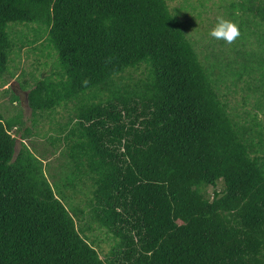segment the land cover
Instances as JSON below:
<instances>
[{"label": "trees", "instance_id": "obj_1", "mask_svg": "<svg viewBox=\"0 0 264 264\" xmlns=\"http://www.w3.org/2000/svg\"><path fill=\"white\" fill-rule=\"evenodd\" d=\"M217 1L0 0V264H264V0Z\"/></svg>", "mask_w": 264, "mask_h": 264}, {"label": "rangeland", "instance_id": "obj_2", "mask_svg": "<svg viewBox=\"0 0 264 264\" xmlns=\"http://www.w3.org/2000/svg\"><path fill=\"white\" fill-rule=\"evenodd\" d=\"M180 1L181 2L182 1H189L190 3L192 1V3H194V6L195 5H201L202 3L207 2V0H191V1L190 0H178V1H171L170 0L171 8L174 9L178 5V2H180ZM217 2H227L229 4H234L235 2L238 3L239 0H219ZM190 13H191V11L186 12V14H190ZM192 18H193V20H191V24H186L189 31L191 30V27H192L193 30L195 31V33L201 34V31H200V28L199 27L205 26V29H204L205 32H209L210 27L212 26V24H209L204 19L201 20L200 19V15H198V16H195L194 15V17H192ZM207 20L208 21H211V17H207ZM17 29H20L21 30V28H17ZM31 61H32V57H30V59H26V57L23 56V58L21 59V62L22 63H25L26 71H28L30 69ZM11 84H14L17 87V83H16L15 80H11L10 81V85ZM8 87H9V85L7 87H5L4 89H6ZM242 87H243V83L242 84H239L236 88H232L231 93L229 95V103H231L232 106H234L235 108H237L239 110L249 109L250 111H252L253 108H254L253 106H251V105L248 104L249 106L248 107H245L244 104H243V98L245 97V90H243ZM16 89H18V88H16ZM223 91L227 93L226 90H223ZM1 92H2V89L0 88V93ZM11 94H10V97L12 96ZM20 94L21 93H19V95ZM21 95L23 97V101L25 102V115H26V118L28 120L31 117V111L29 110V108H28V106L26 104L28 92L22 93ZM2 99L4 100V98H2ZM7 106H9V104L3 105L4 108H6ZM7 112L11 115V113L13 114L15 112V108L14 109H11L10 107H8L7 108ZM260 119L262 121H264V116H262ZM29 125H30V123H29ZM13 135H16V134H13ZM46 146H48V143L45 140H43V141L41 140V148L44 149V148H46ZM102 250L103 251H107L108 250V245L107 244H104Z\"/></svg>", "mask_w": 264, "mask_h": 264}, {"label": "clouds", "instance_id": "obj_3", "mask_svg": "<svg viewBox=\"0 0 264 264\" xmlns=\"http://www.w3.org/2000/svg\"><path fill=\"white\" fill-rule=\"evenodd\" d=\"M209 35L214 39L224 40L225 42L230 44L240 36V31L238 26L234 22L223 18H218L214 28L209 33ZM17 86L19 85L17 84ZM9 87H11V85ZM22 93L23 92L21 91V94Z\"/></svg>", "mask_w": 264, "mask_h": 264}, {"label": "water", "instance_id": "obj_4", "mask_svg": "<svg viewBox=\"0 0 264 264\" xmlns=\"http://www.w3.org/2000/svg\"><path fill=\"white\" fill-rule=\"evenodd\" d=\"M11 87H12V88L14 89V91L17 92L18 94L21 93L19 86L16 87L14 84H11ZM16 88H18V89H16ZM18 90H19V91H18Z\"/></svg>", "mask_w": 264, "mask_h": 264}]
</instances>
